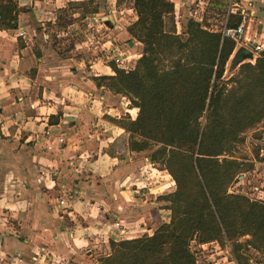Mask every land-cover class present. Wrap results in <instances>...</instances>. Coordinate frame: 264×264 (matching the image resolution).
Listing matches in <instances>:
<instances>
[{
  "label": "crops",
  "instance_id": "1",
  "mask_svg": "<svg viewBox=\"0 0 264 264\" xmlns=\"http://www.w3.org/2000/svg\"><path fill=\"white\" fill-rule=\"evenodd\" d=\"M14 1L16 27L0 28V264H100L110 240L152 235L171 221L160 195L175 182L164 170L156 175L140 152L119 151L125 131L106 117L121 114L122 101L95 81L101 74L86 73L88 60L64 56L85 46L60 48L78 20L59 29L58 10L90 0ZM172 1L182 18L204 3ZM206 1L208 14L224 18L231 9L241 19L244 10V37L264 43V0H234L232 8L225 0ZM93 2L96 11H83L81 21L100 14L98 27L108 32L97 45L123 48L138 18L133 0ZM255 184L264 194V175Z\"/></svg>",
  "mask_w": 264,
  "mask_h": 264
},
{
  "label": "trees",
  "instance_id": "2",
  "mask_svg": "<svg viewBox=\"0 0 264 264\" xmlns=\"http://www.w3.org/2000/svg\"><path fill=\"white\" fill-rule=\"evenodd\" d=\"M133 7L138 18L128 31L144 44L137 65L126 70L111 62L115 74L94 79L99 85L107 81L108 88L139 108L136 119L115 122L130 133L132 150L159 145L151 162L162 163L176 189L163 198L170 203V222L152 235L110 240L111 252L99 262L199 264L192 240H218L234 245L239 264H251L242 249L250 245L264 253V201L235 192V185L227 192L234 177L239 181L249 171L220 156L264 121V50L255 64H242L234 77L224 80L236 41L194 19L186 36L176 34L173 16L174 29L166 30V18L175 8L171 0H134ZM233 13L228 24L237 26L242 16L233 19ZM17 14L14 0L0 4V28L16 27ZM231 82L235 84L229 87ZM204 114L207 122L202 127ZM260 150L255 162L261 160ZM246 235L251 238L239 241Z\"/></svg>",
  "mask_w": 264,
  "mask_h": 264
},
{
  "label": "rangeland",
  "instance_id": "3",
  "mask_svg": "<svg viewBox=\"0 0 264 264\" xmlns=\"http://www.w3.org/2000/svg\"><path fill=\"white\" fill-rule=\"evenodd\" d=\"M94 1L96 2V0H94ZM225 1H226L227 5L230 2L229 0H225ZM92 2H93V0H90L88 2L89 4H86V5H84L83 3L73 4V5L69 6L68 8L58 10V13L56 14L58 22L56 24H57V27H59V29L66 28V27L68 28V27H70V24L72 23V21L78 20L75 22L76 24H75L74 28L70 31L69 36H70V39H72V40L68 41V43H66L65 46H62L60 48L64 51H66L67 47L70 45L74 46L75 42H76V45L85 46L83 48H80L77 51H73L72 53H66V54H64V56L69 55V54L70 55L75 54L78 57H84L86 60H88V62L92 66V68H90L88 70H86V69H84V70L86 71V73L89 76H92L94 74H101V76H103V75H114L115 71L113 70V68L111 66V62H114L119 68H124L126 70H131V69L135 68V66L137 65L138 59L141 57V55L143 53L144 44L142 42L138 41L136 38H134L130 34V38L125 40L123 48L113 47L111 42L101 46V48H100V46L97 45V42L101 41L100 38L102 36H104V32L105 33L108 32V30L104 31L100 27H98V25L101 24V21H98V20H101V18L99 16L100 14L95 16V18H97L98 20L90 19L88 21H85V20L81 21V19L85 18V15H83V14H85L86 11L87 12L90 11L89 13L96 11L98 6L94 5V2L92 4ZM127 2H130V0H127ZM133 2H134V0H133ZM133 2H132L131 7L134 9ZM203 2L204 3L202 5L193 7L192 14L184 16L183 18H182V13H180V11L177 10V8L176 9L174 8L173 14H171L170 16L168 15L166 18V20H167L166 30L173 31V29H174L173 24L170 20V19H172V16L174 17V21H175V30H176L175 32H176V34H179L181 36H186V30H187L188 24L190 22V19H194L200 23H203V24L207 25L208 28H210L212 30H222V28L225 25L228 17L226 16L224 18V17H222V15L218 16L215 14H211V12L208 14V10H207L208 9V2L206 0H204ZM194 5H195V3H194ZM83 11L85 13H83ZM76 12L80 13L79 17H74L73 14ZM221 13H222V11H221ZM82 16H84V17L82 18ZM89 17L92 18V14H90ZM137 17H138V15H137ZM216 19H219V20L216 21ZM85 25H89V29H87V32L84 30L82 31V28L83 27L85 28ZM63 38H65V37H63ZM113 38L114 37H110L111 40ZM86 45H88V46H86ZM243 46L246 47L248 50H250L249 47L246 46L245 44H243ZM137 53L140 55H138ZM232 58H233V56L231 54V56L227 62V65H226L224 75H223L224 80H229L230 78L234 77L240 70L241 65H239L235 69L231 68L230 64H231ZM243 62L245 64L248 61H243ZM105 65H109L111 67V70L109 71L106 67L103 68ZM107 73H110V74H107ZM104 83H105V86H108L107 81L106 82L104 81ZM233 84H235V83L231 82L229 84V87ZM112 93L118 97L119 102L122 101V104L124 107L121 109L122 110L121 114L118 113L115 115V117L107 116L106 118H108L113 123H116L115 119H121L122 122L123 121L128 122L130 118L136 119V117L138 116V113H139V108L133 106L132 102L130 101V98H128L124 94L116 93L114 91H112ZM200 121H201V126L203 127L207 122L205 114L200 118ZM116 124L118 125V123H116ZM124 131H125V133L119 137L118 141H116V145H119V148H120L119 151L122 154H125L128 151L129 152L135 151V150H132V148L130 146V133H128L125 129H124ZM263 135H264V121L260 122L255 127L248 129L243 134L244 138L242 141L234 143L233 147L231 148V150L229 152L225 153L223 156H220L221 159L228 158L230 160H235L237 162L242 163V170L245 172L249 171L246 173L247 177H243L242 179L239 178V181H236L237 179L234 177V179L232 180V182H230V184L228 186V191H227L228 193H231L230 191L233 188L232 185L233 186L235 185V189H236L235 192H237V190H239L238 192L247 194L253 200L264 201V194L258 193L257 190H254L255 182H253V180L251 179V176H250V174H252L254 170L257 171V175L259 177L258 181L264 175V168H263L264 165L262 166V164H260V163L257 164L258 161L257 162L254 161L255 159H258L257 158L258 157L257 155L259 152L258 150L260 147H262V144L264 142V136ZM158 147H159V145H154L150 149H146L143 151H136V152H140L142 154L141 156H143V158L148 157V159H150L151 153L153 151H155L156 149H158ZM150 161H151V159H150ZM254 163H255V165H254ZM151 164L153 165L154 168L157 169V170H154L156 175H160L158 172L159 170H164V172L170 174L167 169H163L161 162L160 163L159 162H157V163L151 162ZM252 165H254L253 170L250 169L253 167ZM149 170L150 169H148V171ZM172 179L174 180V177L170 174L169 180H172ZM174 182H175L174 188L176 189V181L174 180ZM144 185H145V183H144ZM256 185L259 186L258 184H256ZM173 191H171V192H173ZM171 192H169V193H171ZM165 194L163 193L162 195H160V197L162 198L161 200L163 202L167 203L168 205H170V203L167 200L163 199L165 197ZM250 238H251V235H246L244 237H241L239 239V241L245 243L246 240H248ZM203 245H207V246L203 247ZM191 247L197 253L198 262H200V263L205 261L206 263L211 264L212 261L215 259L214 261H218L219 264H239L235 254L233 253L234 245L230 242H225L223 244L222 242H220L218 240H213V241H209L206 243H198L196 240H192ZM108 251L107 252L110 254L111 248ZM242 254L247 258V260L251 264H264V253L256 250L255 248H253L250 245L244 246V248L242 249ZM219 258H223V259L226 258V259L225 260H216Z\"/></svg>",
  "mask_w": 264,
  "mask_h": 264
},
{
  "label": "built area",
  "instance_id": "4",
  "mask_svg": "<svg viewBox=\"0 0 264 264\" xmlns=\"http://www.w3.org/2000/svg\"><path fill=\"white\" fill-rule=\"evenodd\" d=\"M230 4H231V8L232 7H238V5L235 3L234 0H229ZM241 10V16L242 19L240 21V23L237 26H230L228 24L229 22V17L230 14L232 13V10L230 9L229 14H228V18L226 20L225 25L222 28V34L224 37H228L233 39L234 41H236L237 43H242V40L245 41V45L249 47L250 51L254 54H256L257 56H260L261 52L264 50V44L263 43H259V42H252L250 40H248L246 37H244V32L246 30V22H247V14L245 13L244 10ZM1 18V15H0ZM21 34H24V32H22ZM260 163L264 164V147H261L260 150ZM251 179L254 180V182L256 183L258 181V175H257V171H253L252 174H250ZM243 177H247V174L241 175L240 178L242 179ZM254 190H257L258 193H262V189L257 186L256 184H254ZM239 191V190H237ZM231 193L233 192V189L230 191ZM119 225V223H117ZM124 230H121V233H123ZM207 245H203V247H206ZM211 264H219L218 261H212Z\"/></svg>",
  "mask_w": 264,
  "mask_h": 264
},
{
  "label": "water",
  "instance_id": "5",
  "mask_svg": "<svg viewBox=\"0 0 264 264\" xmlns=\"http://www.w3.org/2000/svg\"><path fill=\"white\" fill-rule=\"evenodd\" d=\"M232 60H231V68L235 69L239 65L244 64L243 61H248L247 63H253L255 64L258 56L254 53H252L250 50H248L246 47L243 46L242 43H237L236 47L232 53Z\"/></svg>",
  "mask_w": 264,
  "mask_h": 264
}]
</instances>
